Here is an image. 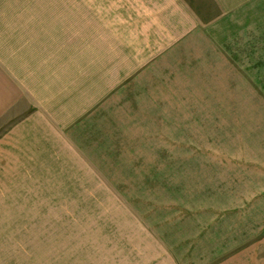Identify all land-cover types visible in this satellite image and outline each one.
I'll use <instances>...</instances> for the list:
<instances>
[{"label":"rangeland","instance_id":"obj_1","mask_svg":"<svg viewBox=\"0 0 264 264\" xmlns=\"http://www.w3.org/2000/svg\"><path fill=\"white\" fill-rule=\"evenodd\" d=\"M19 7L65 51L67 75L73 68L84 87L97 85L87 106L98 100L99 111L84 124L90 143L75 134L74 164L63 158L30 174L0 165V264H164L161 226L226 199L250 200L257 175L241 163L256 160L251 147L264 141L262 123L250 126L264 121V0ZM251 109L260 111L233 116ZM200 251L186 264H206Z\"/></svg>","mask_w":264,"mask_h":264},{"label":"crops","instance_id":"obj_2","mask_svg":"<svg viewBox=\"0 0 264 264\" xmlns=\"http://www.w3.org/2000/svg\"><path fill=\"white\" fill-rule=\"evenodd\" d=\"M27 1L0 0V165L30 174V166H34L35 172L42 171L43 166H59L60 160L64 164L63 158L74 164L75 157L82 152L75 134L86 145L91 142L88 138L92 132L84 124L93 115L98 118L99 107L98 100L92 108L87 106L93 91L97 97V85L87 81L84 87L82 75L77 76L76 69L70 68L67 75L65 51L55 50L51 45L49 29L27 8L20 11L19 5ZM259 111L239 110L233 116L249 113L255 117ZM252 120L253 127L262 123L258 133L264 137V121ZM261 135L258 137L262 138ZM251 153L258 158L241 163L251 178L257 175V179H252L256 184H248L250 189L246 190L250 200L228 203L224 199L225 202L205 206L202 211L192 210L202 216L192 214L161 226L167 230L157 232L158 237L169 249L164 252L161 247L166 257L164 264L175 261L186 264L188 253H191L190 260H195L193 251L200 244L199 259L207 260L206 264H264V141L255 143ZM246 172L244 175L248 176ZM140 207L133 206V209L139 212ZM155 221L157 225L159 221ZM189 242L193 245L182 250L179 244ZM172 244L176 247L175 253ZM150 246L149 250L157 249Z\"/></svg>","mask_w":264,"mask_h":264}]
</instances>
